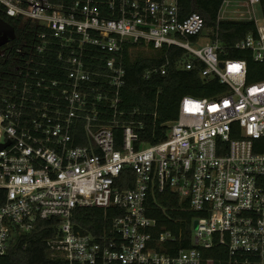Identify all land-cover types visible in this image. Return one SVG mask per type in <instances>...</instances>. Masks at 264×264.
Masks as SVG:
<instances>
[{"label":"built area","instance_id":"obj_1","mask_svg":"<svg viewBox=\"0 0 264 264\" xmlns=\"http://www.w3.org/2000/svg\"><path fill=\"white\" fill-rule=\"evenodd\" d=\"M255 5L224 0L221 10L234 9L219 21L255 22L257 35L235 48L262 63ZM0 19L14 27L0 45V256L42 220L56 230L49 258L66 264H203L217 245L229 264H264V80L248 83L218 26L183 16L179 0H0ZM173 47L185 50L179 68L201 62L227 91L185 96L178 118L151 132L156 113L121 108L125 56ZM161 193L194 215L191 236L158 231L149 213ZM79 208H101L109 223L85 233Z\"/></svg>","mask_w":264,"mask_h":264},{"label":"trees","instance_id":"obj_2","mask_svg":"<svg viewBox=\"0 0 264 264\" xmlns=\"http://www.w3.org/2000/svg\"><path fill=\"white\" fill-rule=\"evenodd\" d=\"M223 3L224 0H179L183 16L199 13L204 18L206 29L218 26V39L227 48V56L247 61L248 83L264 80V62H256L251 50L235 48V45L245 39L249 33L257 35L255 22L219 21ZM261 10L264 17V0H261ZM184 55V49L173 47L167 55L160 53L158 57L142 54L136 58H132L129 54L125 56L126 84L121 92V108L127 111L156 113V118L152 116L148 128L151 132L158 130L161 124L178 118L180 103L185 96L213 98L227 91L217 78L202 77L204 64L201 62H195L192 70L179 68L178 61ZM221 57L223 59L226 56L222 54ZM167 58L170 60L167 74L155 73L147 77L149 70L161 66ZM130 172L128 169L123 171L122 178L124 179ZM3 198L4 191L0 190V206ZM156 199L159 204L150 203L153 208L149 216L158 220V231L164 227L178 234L180 229H183L188 236H191V221L194 215L175 209L180 205L178 197L161 193L157 194ZM113 213L114 209H109L107 212L108 215ZM105 215V211L101 208H79L76 211L75 222L85 233L98 235L103 225L109 223L105 220ZM49 224L50 221L40 220L33 232L18 236L7 254L0 256V264H66L49 258L46 241L56 233ZM189 243L188 240V243L181 247H192ZM204 258L203 264H229L227 248L223 245L205 250Z\"/></svg>","mask_w":264,"mask_h":264},{"label":"water","instance_id":"obj_3","mask_svg":"<svg viewBox=\"0 0 264 264\" xmlns=\"http://www.w3.org/2000/svg\"><path fill=\"white\" fill-rule=\"evenodd\" d=\"M8 38H14V27L0 19V45L5 43Z\"/></svg>","mask_w":264,"mask_h":264},{"label":"rangeland","instance_id":"obj_4","mask_svg":"<svg viewBox=\"0 0 264 264\" xmlns=\"http://www.w3.org/2000/svg\"><path fill=\"white\" fill-rule=\"evenodd\" d=\"M234 9V7H230L229 8V10H233ZM224 10H228L227 8H223L222 10H221V14L223 13V11ZM228 10V11H229ZM254 10H255V13H256V16H257V18H262L263 17V15H262V10H261V6L260 5H255L254 6ZM228 13V12H227ZM224 15H226V16H228V14H225V13H223ZM232 16H235V15H232Z\"/></svg>","mask_w":264,"mask_h":264}]
</instances>
